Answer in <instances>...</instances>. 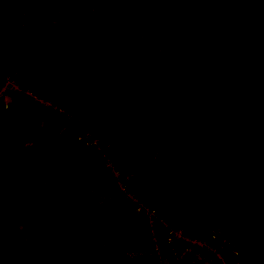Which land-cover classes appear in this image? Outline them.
I'll return each mask as SVG.
<instances>
[{
    "label": "trees",
    "instance_id": "16d2710c",
    "mask_svg": "<svg viewBox=\"0 0 264 264\" xmlns=\"http://www.w3.org/2000/svg\"><path fill=\"white\" fill-rule=\"evenodd\" d=\"M154 25L167 29L157 48L150 45ZM5 74L66 110L74 103L78 118L65 123L17 101L1 116L0 264H33L45 249L59 255L66 244L82 253L73 243L78 234L91 247L106 228L104 236L121 246L151 251L145 218L101 162L87 167L93 183L107 180L92 188L93 196L104 194V229L93 218V198L65 200L64 187L39 193L45 180L68 183L58 176L88 191L86 165L74 171L71 162L86 151L98 158L78 149L81 127L105 134L119 153V178L128 174L126 188L171 228L205 238L219 225L239 256L264 264V0H0V78ZM42 201L59 202L61 219L87 208L74 225L39 229ZM67 226L71 233L55 237L54 248L52 229Z\"/></svg>",
    "mask_w": 264,
    "mask_h": 264
},
{
    "label": "built area",
    "instance_id": "2783aa9c",
    "mask_svg": "<svg viewBox=\"0 0 264 264\" xmlns=\"http://www.w3.org/2000/svg\"><path fill=\"white\" fill-rule=\"evenodd\" d=\"M15 99H23L26 105H35L45 111L57 113L63 120H68L65 108L57 106L50 99H45L32 92L27 87H20L11 74H5L0 78V115L8 112ZM75 143L80 150H93L97 152L100 162L108 171L114 181L116 190L122 194L133 207L136 215L144 217L147 225L148 239L151 243V251L143 249L125 248L121 252L122 258L131 264H141L149 256H155L156 264H254L246 255H240L229 243L219 225L210 228L208 237L192 238L188 232L180 227L171 228L168 222L158 215L149 205L138 200L126 185L120 183L119 174L113 167V161L119 153L115 150L111 141L102 135L94 137L85 127L75 135ZM164 233L162 243L164 247L157 246V235ZM161 235V234H160ZM178 242L181 246H179ZM111 248L121 246V242L111 240L107 243Z\"/></svg>",
    "mask_w": 264,
    "mask_h": 264
},
{
    "label": "rangeland",
    "instance_id": "374dc122",
    "mask_svg": "<svg viewBox=\"0 0 264 264\" xmlns=\"http://www.w3.org/2000/svg\"><path fill=\"white\" fill-rule=\"evenodd\" d=\"M141 21L144 22V23H147L146 19H142ZM161 27L162 28H159L157 25H154V26L151 27L152 28L151 31H149L150 37H151V41H150L151 44L150 45L154 46V48L159 47L164 42V39H162V41H159L157 39V37L158 38H162L161 36L160 37L157 36L159 33L161 34L163 31L167 30L165 27H163V26H161ZM152 36H154V37H152ZM165 40H166V38H165ZM62 97H63L64 101L66 100V98L69 99V96H67L66 94H64V96L62 95ZM15 100L17 101V106L18 107L21 106L22 103H23L24 106H26V103L24 102L23 99H20V100L19 99H15ZM59 103L63 104V102H61V100L59 101ZM56 105L60 106L57 103H56ZM71 106H72V108L70 110L68 109V111H67V115H69L70 117L67 118L68 120H64L65 123H70L69 120L70 121L71 120L76 121L77 120L76 118H78L76 116H73L75 114V112H76V109H77L76 107L77 106L74 103H72ZM13 113H15V115H17V114L19 115V112H16V111H14ZM0 119H2V118L0 117ZM81 122H82V120H81ZM90 133L95 137L96 136L95 133H97V130L92 129V130H90ZM63 154H64L65 157L67 156L65 153H63ZM95 155L99 158V156L97 154H95ZM98 158L96 159V157L94 155H91L90 152L86 151V152H84L83 158L81 156L78 159H73V160L71 159V162H72V164H74V168H75L74 171H77V167H80L81 163H82V168H83V164H85L86 167H87V165L90 164L91 162L93 163L91 165H96L97 161L100 162V159H98ZM88 160H89V162H88ZM151 160H153V159L151 158ZM151 162L149 163V165H151ZM141 170H143V169H141ZM91 171L92 170L89 167H87V169H85V173H83L81 175L83 181L86 182L85 184H87V186H88V191L82 192V191H80L78 189L79 188L78 187L77 188L78 189V191H77L78 194L77 195L74 194L76 196L70 197V196H68V193L66 192L68 189H71V188L75 187V186H73L74 185V181H72L71 176H58L59 180H61V181L68 180V183H66V184L57 183L56 187L50 186L52 184V181L45 180V181L42 182L44 184L43 188L40 187L38 189V191L43 196H44V192L48 191L49 192L48 194L50 196L51 195L50 193H52V194L54 193L55 194V189H57V190L59 189L60 190L62 187H64L65 189L62 190L61 193H63V195L66 194V196L65 197H63V195H61V196L65 200H79V201H81L80 196L89 197V198H93V200H96L97 198H96V196H93L94 192H93L92 188H98L99 184H103L104 185L105 183H107V180L106 179H100L101 181L94 180V183H93L91 181V179H90V177H91L90 176V172ZM3 173H5V170H2V174ZM94 173L96 174V176H95V179H96V178H99V174L103 173V171L99 168ZM63 175H68V174H63ZM123 177L124 178L120 179V183L124 184V182L127 181L128 174L125 173ZM88 182H89V184H88ZM100 198H101V200H103L102 202H104V198L103 197H100ZM49 203L50 202L46 203L45 201H42V203L40 204L42 214L40 213V217H39L37 222L41 225L39 227H42V228H39V229H45L47 227H52V223L55 220V213H52L51 207L48 206ZM61 207H62V205L59 203V205H57V209H60L62 211ZM78 207H83L82 212L87 208L85 206H78ZM103 208H104V210H103ZM103 208H101L100 206L98 207V205H97L95 210H94V212H93V214H92V215H94L93 218L97 219L96 223L98 224V226H97L98 229H104L103 228V224L100 223V220L103 221L104 223H107L108 222V218H109L108 217V213H107L108 210H106V205L103 206ZM82 212L80 213V210L73 211L71 213V215H70L71 220H68L67 218L63 217L59 221V225L70 224V223H72L73 225L76 224L77 221L79 222L81 220ZM240 217L241 218H250V215H247L246 213H243V214L240 215ZM129 226L131 228H133L132 222L129 224ZM106 229H105V231H106ZM105 231H104V234L102 232H100V231H98L97 234H95L94 237H97L98 239H94L91 242V245H92L91 247H88V246H86L84 244H79L78 248H80L82 253H79V252H77L75 250H72L70 248V246L68 244H66V247L63 249V251H62V248H61V251H60L59 255H57V251L56 250L55 251L52 250L50 252L49 249H45L42 252L41 257H39V255L36 256V261L33 264H43V263L49 262V260L50 261H54L55 257H57V256H58L57 264H87L88 260L90 261V259L85 254H87V253L88 254H95V253H97V250H102V252H104L106 249H108L107 243L109 241H111V240H115V239H112L110 237L109 238L105 237L104 236L105 235ZM51 233H54V235L60 237L59 238L60 240H64V239H66L68 237V234L71 233V227L67 226V227L64 228L63 231H56L55 229H52ZM80 234L81 233L78 234V240L79 241H80V239H79L80 238ZM131 237H133L135 239V241L138 240V238H139L136 235H131ZM54 238L55 237H53V235H52V237L50 236L49 237V241L54 243V248H55V243L57 242V240H55ZM129 243H131V240L128 241V244ZM49 245H51V244H49ZM119 247H123V248H119ZM119 247H117V248H115V247L111 248L110 247L111 249H116L113 252H111V255H112V257L113 256H117L118 257L117 264H126L127 262L122 258L121 252L127 246L122 245V246H119ZM98 254L101 255V253H98ZM143 264H150V263H148V262L146 263L145 262Z\"/></svg>",
    "mask_w": 264,
    "mask_h": 264
},
{
    "label": "crops",
    "instance_id": "0c3cea01",
    "mask_svg": "<svg viewBox=\"0 0 264 264\" xmlns=\"http://www.w3.org/2000/svg\"><path fill=\"white\" fill-rule=\"evenodd\" d=\"M40 185H39V188L40 187L43 188L44 184L41 183ZM73 186H75V183H74ZM77 191H78V189L75 188V187H73L71 189H68L66 192L68 193V196L73 197V196H76L78 194ZM74 194H76V195H74ZM100 197H103L104 198V194L101 193V194H99V196H96L97 199L95 200V203L98 205V207L100 206L101 208H103V206H102V201L103 200H101ZM57 205H59L58 202H55V203H53L51 205H48L49 207H51L52 213H55V220L53 221L54 224L52 223V227L53 228H55L57 225H59V221L61 220V216H62L61 215L62 214V211L60 209H57ZM82 209H83V207H76V211L77 210H80V213L82 212ZM53 236L54 237H57L54 234H53ZM94 239H98V238L97 237H93L91 240L93 241ZM70 243H71V241H70ZM73 243H77L78 246H79V244H84L81 240L80 241L79 240H76ZM114 250H116V249H111L108 246V249H106L104 252H102V250H97V253H95V254H88V253L85 254L90 259V261L88 260V263L87 264H117L118 257L117 256H113L112 257V255H111V252H113ZM98 253H101V255L98 254ZM95 258H97L96 261H95Z\"/></svg>",
    "mask_w": 264,
    "mask_h": 264
},
{
    "label": "clouds",
    "instance_id": "9594fccd",
    "mask_svg": "<svg viewBox=\"0 0 264 264\" xmlns=\"http://www.w3.org/2000/svg\"><path fill=\"white\" fill-rule=\"evenodd\" d=\"M48 112H49V111H48ZM4 114H5V113H4ZM4 114L0 115V117L3 116Z\"/></svg>",
    "mask_w": 264,
    "mask_h": 264
}]
</instances>
